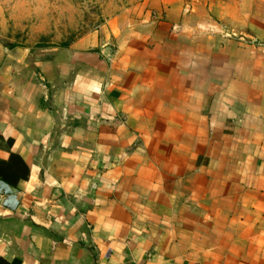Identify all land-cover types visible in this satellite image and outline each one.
<instances>
[{
    "label": "crops",
    "instance_id": "1",
    "mask_svg": "<svg viewBox=\"0 0 264 264\" xmlns=\"http://www.w3.org/2000/svg\"><path fill=\"white\" fill-rule=\"evenodd\" d=\"M0 181V264H264V0L0 45Z\"/></svg>",
    "mask_w": 264,
    "mask_h": 264
},
{
    "label": "rangeland",
    "instance_id": "2",
    "mask_svg": "<svg viewBox=\"0 0 264 264\" xmlns=\"http://www.w3.org/2000/svg\"><path fill=\"white\" fill-rule=\"evenodd\" d=\"M145 1L0 0V45L72 44Z\"/></svg>",
    "mask_w": 264,
    "mask_h": 264
},
{
    "label": "water",
    "instance_id": "3",
    "mask_svg": "<svg viewBox=\"0 0 264 264\" xmlns=\"http://www.w3.org/2000/svg\"><path fill=\"white\" fill-rule=\"evenodd\" d=\"M20 204L19 191L3 181H0V205L10 211H15Z\"/></svg>",
    "mask_w": 264,
    "mask_h": 264
},
{
    "label": "trees",
    "instance_id": "4",
    "mask_svg": "<svg viewBox=\"0 0 264 264\" xmlns=\"http://www.w3.org/2000/svg\"><path fill=\"white\" fill-rule=\"evenodd\" d=\"M4 179H5L6 181H9V180H8L7 178H5V177H4Z\"/></svg>",
    "mask_w": 264,
    "mask_h": 264
}]
</instances>
